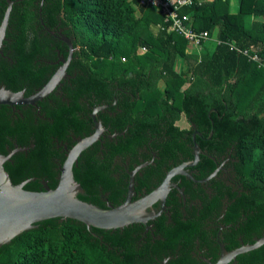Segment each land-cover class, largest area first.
Returning a JSON list of instances; mask_svg holds the SVG:
<instances>
[{
    "label": "trees",
    "instance_id": "trees-1",
    "mask_svg": "<svg viewBox=\"0 0 264 264\" xmlns=\"http://www.w3.org/2000/svg\"><path fill=\"white\" fill-rule=\"evenodd\" d=\"M139 1L13 0L2 40V52L9 60L0 59V83L6 89L23 88L26 96L47 81L57 66L51 62L58 54L63 58L67 54L58 30L69 38L73 50L65 70L68 80H59L63 100L49 95L53 105L45 109L44 118L33 123L31 112L22 106H17L22 117L17 113L12 117L10 108L0 105V153L5 154L4 145L11 146L12 141L26 146L31 139L36 144L14 153L13 163L6 161L3 167L12 184L32 173H44L51 181V171L34 173L30 164L39 160L43 167L52 146L50 135L61 137L71 127L87 132L90 123L78 116V109L98 104L110 105L116 114L113 129L123 132L118 137L125 145L113 153L135 151L149 141L160 160L169 156L177 161L178 152L191 158L185 143L191 144L194 129L201 134L195 137L200 148L215 149V156L230 148L229 156L236 160L234 170L247 193L226 206L224 223L232 225L227 230L233 241L227 248L236 244L234 236L250 243L251 236L264 233V65L229 50L225 42L256 52L264 63V0H236L234 12L229 10L230 0L189 5L168 0L170 9L176 6L177 17H185L186 27L196 34L207 33L193 52H187L186 39L159 6ZM5 7V0H0V20ZM210 39L221 42L203 51ZM178 58L179 71L174 68ZM181 116L194 128L179 127ZM82 153L79 167L73 168V178L83 190L76 197L103 208L97 196L100 188L115 205L123 190L109 174L110 157L103 167L98 156L91 158V164L93 153ZM212 167V161L201 156L195 165L204 171ZM23 189L35 186L29 182ZM210 205L197 211L201 219L208 218L209 209L219 208V202ZM171 219L160 226L164 239L155 242L139 240L135 224L100 229L77 220L44 219L0 246V264H152L153 255L157 259L170 255L168 264H198L190 254L193 240L199 238V248L212 245L202 235L196 214L184 221L173 213ZM214 250L206 254L214 258ZM235 264H264V243L237 255Z\"/></svg>",
    "mask_w": 264,
    "mask_h": 264
},
{
    "label": "flooded vegetation",
    "instance_id": "flooded-vegetation-1",
    "mask_svg": "<svg viewBox=\"0 0 264 264\" xmlns=\"http://www.w3.org/2000/svg\"><path fill=\"white\" fill-rule=\"evenodd\" d=\"M66 51L68 54L67 47ZM59 56L62 57V55L58 54L57 59L51 62V64H57L54 71L62 64V62L59 61ZM66 57L62 58L66 60ZM1 58L9 60V58H7L6 55H4L2 52V41L0 46V59ZM69 60L65 64L64 71L66 70V67L69 64ZM68 77L69 75H67L65 72V76L63 78L68 80ZM61 86L62 83H60L59 81L54 87L55 89H52L54 91L52 92L51 90L47 95L38 100L41 103L40 105H37L36 102L38 101H36L33 105H31L32 108H28L30 104L0 105H4L10 108V114L12 117L14 116V113H17L18 115H20V117H22L21 111L17 109V106H22V110L31 112L30 116L32 117L33 123H35L36 118H44L46 115L45 109H49L50 106L53 105V98L50 96H54L56 98L58 97L63 100L62 91L60 89ZM0 87L6 89L2 83H0ZM36 89H34L32 92H34ZM16 91H22V95L24 93L23 88H20ZM80 101H83V99H80ZM113 103H115V100H113L112 104ZM78 106H80V104H78ZM109 107L110 105H107L105 103L98 104L97 106H89V112L87 115L88 117L85 116L84 113L85 111H88V109H78V116H80V118L84 120H88L90 123L88 131L79 132L71 127L66 128L64 131V135H62L61 137L50 135V141L52 146H49V151H47V153L45 154V163L43 167L40 164L39 160L33 162L31 160H27L30 161V163L32 162L30 164L32 172L35 173L36 170L39 172L40 170L45 168L48 172L51 171V173L54 174L56 164L58 163L59 168H61L71 147L79 139L91 135L94 132V122H99L101 126V131L97 133V139L92 141L81 151H79L75 161L72 163L71 166L72 175L73 168L76 169L79 167V160L82 159L83 150H87L90 151V153H93L94 156L90 155L91 164L92 157L98 156V161L100 165L103 164L105 158L110 157L111 162L109 163L108 168L111 169V171L109 172V174H111V177L116 182L117 189L121 188L123 192L119 195V197H117V202L115 201V205H113V202L108 201L106 197L107 192L101 191L100 188L98 189L97 196L98 200L103 203L104 206L108 204L111 206H116L125 199L130 179L132 187V194L130 196V199L135 200L155 189L161 183L168 170L184 162L190 161L193 157V144H196L199 147L198 159L196 163L193 166H184L181 170L182 173H178L170 177V185L164 197L163 203L156 199L153 203L149 205V207L146 208V211L153 212L152 218L147 219L144 223H131L135 224V226L137 227L138 239L144 240L149 238L151 242L163 240L164 237L161 234V228L162 226H166L167 224L173 222V220L171 219L173 213H175L176 217H180L181 219L186 221L187 218H190V214L194 212L196 214V221L201 224L200 228L202 230V235L205 238H208L209 245H212V247L208 248L207 246H205L199 248L200 241L199 238L196 237L193 240V246L192 250L190 251V254L193 258H195L198 264H205L213 258L212 255L209 256L208 254H206L210 250L215 249L213 252L215 257L218 256V259L220 255V246H222L224 250L228 252L235 248H238L240 245L251 244L255 238H259L264 235V233L261 232L260 236H251L250 240L252 242L250 243H245L243 242L242 238L234 236V241L236 242V244L238 243L239 245L235 246V244V247L231 246L230 248H227V246L231 245L233 241L229 240L228 234L230 233V231L227 230L232 225L230 223H224V214L226 206L231 201H236L235 198H240L242 192L247 193L241 185L240 177L236 174V171L234 170L233 164L236 162V160L230 158V148L227 149L224 154L215 156V153H217L215 149L209 151L207 150V148H200L199 143L195 141V137H200L201 134L197 130L193 129V131L189 135L191 144H189L188 141L185 143L190 147L191 158L187 157L184 159L181 153L178 152L179 156L177 161H171V159H169V156L166 157L164 160H160L157 153L150 147L149 141L145 145L143 144L140 147H136L135 151L125 149V152L123 154H118L117 152L113 153L115 149H118L125 144L123 142L121 143L118 137V135L123 134V132H119L116 129H113L114 125H112V123H115L114 118L116 117V114L113 111L109 110ZM181 117L186 124V126L182 128H187L188 126L194 128L193 124L187 123L186 119L183 116ZM102 121H104L105 124ZM206 138H209V134ZM34 143L35 142L29 139L28 144L26 146H19L14 141H12L11 146L4 145V149L6 151L5 154L8 151L12 150L15 146L23 148L25 147L26 150H29L33 148L34 145H36ZM26 150L17 152H25ZM200 156L208 158L210 161H212L214 167H212L208 171L196 169L195 165L199 161ZM7 162L10 163V165L13 163L11 158ZM25 179L28 180L26 183L32 182L35 186V189L30 191L42 190L43 186H47L50 182L45 177L44 173H32L29 178ZM191 192L197 194V196L191 197L189 194ZM82 193L83 190L81 193L77 194ZM233 196L235 197L233 198ZM201 197H203L204 200L200 199ZM216 202H219V208L215 211L209 209L208 218L205 220L201 219L197 211L201 209L203 205L209 207L211 206L210 204ZM237 225V223L234 224L233 228H236ZM237 255H235L234 259H230L226 264H235ZM153 257L154 259L152 264H168V261L172 259L170 255H161V257L158 259L155 258V255H153Z\"/></svg>",
    "mask_w": 264,
    "mask_h": 264
},
{
    "label": "water",
    "instance_id": "water-1",
    "mask_svg": "<svg viewBox=\"0 0 264 264\" xmlns=\"http://www.w3.org/2000/svg\"><path fill=\"white\" fill-rule=\"evenodd\" d=\"M13 0H5L6 7L0 20V46L4 38V30L7 25V18ZM46 31L53 35L47 27ZM59 39L65 42L68 54L66 60L59 56L62 62L48 80L28 96H23L22 91H11L0 87V104H30L47 95L65 76V64L68 62L73 50L68 37L58 31ZM101 131L99 122H94V132L84 138L79 139L70 149L67 157L59 168L58 163L52 180L42 190L30 191L23 189L27 179L17 184H12L3 164L9 161L10 156L17 151H24V147H14L6 154H0V246L7 244L13 237L22 231L35 227V223L44 219H69L83 223L87 228L94 227L100 229L122 228L131 223L145 222L152 218L153 212L146 211L156 199L161 203L168 191L171 176L182 173L184 166H193L198 159L199 147L193 144L192 159L168 170L161 183L149 193L131 200L132 194L131 179L125 199L116 206L106 205L98 207L92 203L82 201L76 197L81 193L80 185L74 180L71 166L75 161L79 151L89 143L97 139V133ZM210 135V133H209ZM264 243V235L255 238L251 244L240 245L231 251L226 252L220 246V255L205 264H226L235 255L252 250Z\"/></svg>",
    "mask_w": 264,
    "mask_h": 264
},
{
    "label": "built area",
    "instance_id": "built-area-1",
    "mask_svg": "<svg viewBox=\"0 0 264 264\" xmlns=\"http://www.w3.org/2000/svg\"><path fill=\"white\" fill-rule=\"evenodd\" d=\"M193 1L199 2L200 0H177V5H189ZM140 3L144 4V2L151 3L154 6H159L162 12L165 15V18L171 19L172 28L179 34H181L187 41V52L195 51L198 48L200 41L207 39V33L205 31H200L199 33H194L189 27H186L183 23L185 17L179 18L175 12L176 6L173 9H170L168 0H140ZM215 43H220V40H214ZM225 45H227L229 50H234L237 53L248 56L252 61L257 62L258 65L263 66L264 63L260 61L259 56L256 52H249L247 49H242L236 46L232 41H226ZM189 49V50H188Z\"/></svg>",
    "mask_w": 264,
    "mask_h": 264
},
{
    "label": "rangeland",
    "instance_id": "rangeland-1",
    "mask_svg": "<svg viewBox=\"0 0 264 264\" xmlns=\"http://www.w3.org/2000/svg\"><path fill=\"white\" fill-rule=\"evenodd\" d=\"M234 1V5L233 6H230V10L231 11H235L236 10V0H233ZM247 22L250 20V19H246ZM213 44H215L214 42V39H210V40H206V43L203 44V48L202 50L203 51H207V50H210L212 47H213ZM199 48H197L198 50ZM189 50V49H188ZM180 66H181V60L178 58L175 60L174 62V68L175 70L179 71L180 70ZM177 124L180 126V127H184L186 126L185 122L183 121L182 117H180V119L177 121Z\"/></svg>",
    "mask_w": 264,
    "mask_h": 264
},
{
    "label": "crops",
    "instance_id": "crops-1",
    "mask_svg": "<svg viewBox=\"0 0 264 264\" xmlns=\"http://www.w3.org/2000/svg\"><path fill=\"white\" fill-rule=\"evenodd\" d=\"M229 10H230V6H233L234 5V1L233 0H230V3H229ZM231 11V10H230ZM231 12H234V11H231Z\"/></svg>",
    "mask_w": 264,
    "mask_h": 264
}]
</instances>
